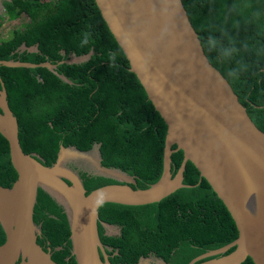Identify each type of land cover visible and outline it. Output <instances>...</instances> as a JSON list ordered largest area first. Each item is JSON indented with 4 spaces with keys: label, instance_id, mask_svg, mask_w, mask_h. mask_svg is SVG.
Masks as SVG:
<instances>
[{
    "label": "trees",
    "instance_id": "trees-1",
    "mask_svg": "<svg viewBox=\"0 0 264 264\" xmlns=\"http://www.w3.org/2000/svg\"><path fill=\"white\" fill-rule=\"evenodd\" d=\"M183 1L212 66L238 95L253 124L264 132V0ZM5 8L9 20L25 15L28 21L9 40L0 41V61L56 63L63 60L61 50H65L64 58L95 51L88 62L57 66L56 73L73 85L46 69L0 68L26 155L38 153L44 166L50 167L61 145L90 150L102 143L103 165L135 177L133 188L146 189L156 183L163 172L167 125L129 72V61L95 0H12L5 2ZM3 24L0 18V28ZM209 35L220 48L230 50L229 57L221 60L216 51L207 50ZM24 43L38 45V53H21ZM230 70L236 75L229 76ZM183 157L182 150L173 153V175ZM81 176L88 194L115 183L83 172ZM16 180L9 144L0 134V186L10 189ZM184 184L193 187L181 188L158 203L100 207L101 218L123 226L133 262L152 254L172 264H190L238 238L225 205L191 162L186 165ZM34 221L41 224L53 247H61L53 248L52 259L58 264H75L64 209L41 189ZM5 240L0 225V245ZM244 264L253 262L248 259Z\"/></svg>",
    "mask_w": 264,
    "mask_h": 264
},
{
    "label": "water",
    "instance_id": "water-1",
    "mask_svg": "<svg viewBox=\"0 0 264 264\" xmlns=\"http://www.w3.org/2000/svg\"><path fill=\"white\" fill-rule=\"evenodd\" d=\"M4 1L11 0H0V15ZM95 2L129 61V72L136 76L167 125L161 178L146 189L133 188L137 185L135 177L103 165L102 143L90 150L61 145L50 167L44 166L38 153L26 155L0 76V134L9 144L17 174L10 189L0 186V225L6 232V240L0 245V264H58L37 241L41 229L34 221V209L39 189L63 207L76 263L110 264L100 256V207L107 203L149 205L181 188L193 187L184 184L188 162L223 202L238 230L232 244L190 264H244L248 259L264 264V132L253 124L238 95L212 66L184 1ZM19 50L38 53V45L28 47L24 43ZM94 54L71 55L57 64H82ZM57 64L1 60L0 68L46 69L61 82L73 85L56 73ZM178 150L184 157L173 175L172 155ZM81 171L115 183L88 194Z\"/></svg>",
    "mask_w": 264,
    "mask_h": 264
},
{
    "label": "flooded vegetation",
    "instance_id": "flooded-vegetation-1",
    "mask_svg": "<svg viewBox=\"0 0 264 264\" xmlns=\"http://www.w3.org/2000/svg\"><path fill=\"white\" fill-rule=\"evenodd\" d=\"M5 2L6 1H4L3 3ZM69 167L75 169L74 165H70ZM105 224H107L108 226H105ZM38 225L41 229L40 233H38L37 235L38 244L45 251L51 252V254H53V248L54 250H58L57 248L61 249V247H53L52 240L48 238L47 234H43L41 224L38 223ZM98 231L103 245V250L100 251V256L101 259L106 263L109 262L110 264H140L143 261L144 264H172L171 262H168L152 254H147L146 256L141 255L136 259V262H133L135 259H132L130 256H128L126 249L128 245L127 234L123 232V226L120 224L113 223L112 221L103 219L99 216ZM39 240L41 242H39ZM134 255L136 256L135 251H133V256ZM150 261H153V263H150ZM72 263L77 264L73 256Z\"/></svg>",
    "mask_w": 264,
    "mask_h": 264
},
{
    "label": "clouds",
    "instance_id": "clouds-1",
    "mask_svg": "<svg viewBox=\"0 0 264 264\" xmlns=\"http://www.w3.org/2000/svg\"><path fill=\"white\" fill-rule=\"evenodd\" d=\"M12 1V0H11ZM11 1H6V2H11ZM4 4V7H5V3H3ZM7 13H6V8H4V10L2 11V15H0V18L2 19V21L4 22V24H5V22L6 21H16V20H9L8 19V17H7V15H6ZM19 19H24V21L25 22H23V27L25 26V24H26V22L28 21V18L25 16V15H23L22 17H20ZM19 19H17V20H19ZM3 24V26H2V28L5 26ZM23 27L22 28H18V29H23ZM2 28H0V30L2 29ZM18 29H15V30H18ZM15 30H13V31H11L10 32V34L8 35V33L3 37V38H0V41L1 42H3V41H7V40H9L11 37H12V34L14 33V31ZM205 47L207 48V50L209 51V52H213V51H216L217 53H218V57L221 59V60H223V59H225V58H227V57H229L230 56V50L229 49H224V48H220L219 47V44H218V41L216 40V38L215 37H213V36H211V35H209L208 36V38L206 39V41H205ZM94 51V50H93ZM231 51L232 52H234L235 51V49L233 48V49H231ZM92 52V51H91ZM90 52V53H91ZM95 52V51H94ZM60 54L62 55V57H63V60H60V61H65V60H67V59H69V57L71 56V55H75V54H69L66 58H64L65 57V50H61L60 51ZM76 56V55H75ZM79 56H82V55H79ZM60 61H58V62H60ZM49 62V61H48ZM58 62H56V63H51V64H57ZM38 64V63H37ZM62 64H66V63H62ZM57 66H61V64H57ZM67 66H75V64H67ZM56 71V70H55ZM50 72V71H49ZM228 75L229 76H235L236 74H235V72H233L232 70H230L229 72H228ZM1 76V75H0ZM2 79V78H1ZM3 81V80H2ZM1 85V84H0ZM5 85V84H4Z\"/></svg>",
    "mask_w": 264,
    "mask_h": 264
},
{
    "label": "rangeland",
    "instance_id": "rangeland-1",
    "mask_svg": "<svg viewBox=\"0 0 264 264\" xmlns=\"http://www.w3.org/2000/svg\"><path fill=\"white\" fill-rule=\"evenodd\" d=\"M24 19H19L16 21H6L5 26L0 30V38H3L7 33L10 34L11 31L22 28Z\"/></svg>",
    "mask_w": 264,
    "mask_h": 264
}]
</instances>
